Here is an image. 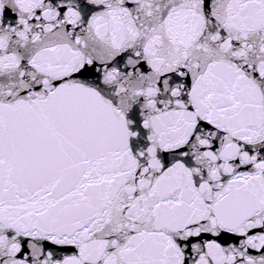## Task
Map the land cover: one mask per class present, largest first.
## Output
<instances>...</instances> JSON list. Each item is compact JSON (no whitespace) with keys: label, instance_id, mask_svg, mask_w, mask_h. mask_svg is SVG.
<instances>
[{"label":"snow or ice","instance_id":"obj_1","mask_svg":"<svg viewBox=\"0 0 264 264\" xmlns=\"http://www.w3.org/2000/svg\"><path fill=\"white\" fill-rule=\"evenodd\" d=\"M0 264H264V0H0Z\"/></svg>","mask_w":264,"mask_h":264}]
</instances>
